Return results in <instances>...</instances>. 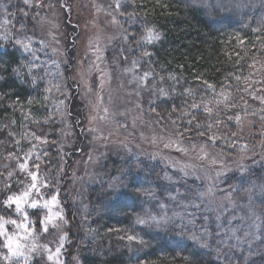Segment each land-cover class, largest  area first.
Here are the masks:
<instances>
[{"label": "trees", "instance_id": "obj_1", "mask_svg": "<svg viewBox=\"0 0 264 264\" xmlns=\"http://www.w3.org/2000/svg\"><path fill=\"white\" fill-rule=\"evenodd\" d=\"M221 3L224 7L217 8ZM13 5L17 13L10 15L13 13L11 7L12 12L6 14L16 30H19L21 19H29L31 27L36 29L39 16L36 20L32 16L40 14V8L38 11L35 7ZM121 5L119 12L125 13L121 16L122 25L136 32L132 40L144 35L146 26L154 27L161 36L148 47L151 53L148 66L168 95L155 103L153 110L172 116L181 133L190 139L212 147L207 137L216 133L222 137L216 148L225 149L233 142V150L228 152L240 149L232 133L238 131L241 122L249 118L264 125V104L252 95L264 96V45L256 39L264 37V0H135V4L125 0ZM20 9L27 11L28 17H24ZM35 32L25 35L31 38L35 55L39 58L47 50L46 61L52 62L50 49H45L47 42L34 41ZM16 33L14 40L25 38L18 31ZM237 36L245 41L243 46ZM14 40H0V77H3L0 79V188L7 181L13 186L11 191L19 193L22 183L17 181L22 182L27 177L18 174L15 175L17 179L8 178L16 162L9 158V153L24 158L33 144L31 133L46 138L51 144L47 155L41 154L44 174L52 179L58 173L61 156L55 140L59 139L62 110L55 108L50 99L44 100V96L50 94L44 88L49 80L53 84L67 80L65 75L54 77V71L47 70L41 59L34 61L37 68L33 73L43 77L37 81V86L25 77L27 68L21 69L17 77L13 70L19 63L31 61L32 54L13 47ZM6 53L13 54L16 63ZM237 53L243 57L239 63H236ZM237 76L241 77L239 81L235 79ZM202 80L215 85V89H208ZM185 89H193V94L188 95ZM54 90L52 98H56ZM221 93L229 96L227 107L225 103H216L224 99ZM76 100L79 101L77 96ZM193 102L201 107L191 108ZM205 106L212 108L211 115L204 111ZM182 112L189 115H182ZM229 116L233 119L229 120ZM236 116L240 117L239 121ZM216 120L222 123L217 125ZM209 123L212 124L211 132L207 131ZM199 131H204L205 135L199 136ZM259 138L264 139V134ZM106 163L107 180L101 178L87 185L78 191L75 200L64 199L67 239L61 258L63 264H264V194L258 189L248 192L247 183L241 188V172H226L222 175V183L232 192L239 214L243 212L242 216L250 219L248 212L252 211L259 218L257 231L245 218L217 215L196 195L192 186L184 188L179 184L180 194L175 193L173 177L166 174L165 179V169L158 162L144 158H114ZM248 169L246 175L251 181L257 185L264 183L260 179L264 177V162ZM51 185H54L53 180ZM8 194L0 192V200ZM3 207L0 205V215L11 218V209ZM149 212L173 217L161 227L135 223L138 217L145 219ZM233 232L240 237L239 246L232 238ZM129 235L142 238L144 243L130 242ZM2 243L0 238V245Z\"/></svg>", "mask_w": 264, "mask_h": 264}, {"label": "rangeland", "instance_id": "obj_2", "mask_svg": "<svg viewBox=\"0 0 264 264\" xmlns=\"http://www.w3.org/2000/svg\"><path fill=\"white\" fill-rule=\"evenodd\" d=\"M124 1L121 0V4ZM43 3L45 6L40 8L36 29L31 27L32 21L21 19L20 22H24L26 28L23 32L20 26L16 30L9 17L8 26H0L2 31L7 28L13 32L18 31L21 36H30L36 31L34 41L47 42L45 49H50L52 62L46 61L47 50L39 59L45 63L47 70L54 71V77L57 74L62 77L65 75L67 80L59 84L60 94H57L56 89L53 91L56 98H52L51 93L48 95L55 108L62 110L59 139L55 140L61 158L58 173L52 179L47 178L50 183L53 180L54 185L42 189V193L50 198L49 194L58 189L60 207L65 215V198L75 200L79 190L97 183L101 178L108 179L109 175L105 172L107 161L114 158H144L163 166L165 179L166 174L173 177L171 182L174 189L180 184L184 188L192 186L197 196L198 193H207L203 200L217 215L245 218L255 230L259 218L252 211L248 212L250 219L242 216L243 212L239 214L232 192L222 183V175L229 171L241 172L240 165L249 168L264 162V139L259 138L263 137L264 133L261 132L264 131V125L249 118L241 122L233 137L237 148H241L231 153L228 151L233 150V147L228 145L225 149L210 147L184 134L179 136L181 130L177 121L172 116L153 110L154 104L164 98L158 92L164 86L148 66L150 57L143 55L150 44L138 46L136 42L140 36L132 40L136 32L132 33L122 25L121 15L112 0H43ZM13 4L23 5V0H0V25L5 16L12 12L11 7L13 13H17ZM8 6L6 14L4 9ZM113 17L117 22H113ZM32 47L34 50L33 44ZM41 48L44 50V47ZM133 60L138 61L136 66H133ZM145 72L149 73L147 84L141 86L139 77ZM76 96L79 101H75ZM169 140L172 141L171 147L166 148L164 145ZM34 141L37 147L33 159L36 153L43 154L51 146L50 143ZM176 141H179L180 148L187 151H178ZM202 145H207V156L203 158ZM244 146L247 150L241 151ZM14 171L15 175L26 176V173L18 169ZM45 171L41 164V174ZM15 175L12 177L17 179ZM21 183L20 191L27 185L28 178ZM209 188L211 193H208ZM174 192L180 194V189ZM241 206L244 208L242 203ZM11 211V218L21 219L14 209ZM33 211L28 209L29 215ZM40 215H44L43 210H40ZM164 215L169 220L173 217L167 213ZM149 216L159 217L160 214L149 212L145 219ZM32 217L37 220L34 214L30 215L33 220ZM7 227L10 231L16 230L12 225ZM59 235L57 230L50 229V234L42 235L39 243L55 249ZM5 252L6 249H0V254ZM44 259L42 255L34 254L30 264H43ZM0 264L7 262L0 258Z\"/></svg>", "mask_w": 264, "mask_h": 264}, {"label": "snow or ice", "instance_id": "obj_3", "mask_svg": "<svg viewBox=\"0 0 264 264\" xmlns=\"http://www.w3.org/2000/svg\"><path fill=\"white\" fill-rule=\"evenodd\" d=\"M113 5L115 6L116 10L121 9V0H112ZM130 3L135 4V0H130ZM23 5L27 6L28 8H41L44 7L43 0H23ZM51 6V5H49ZM239 6V5H237ZM111 7V5H110ZM217 8H222L224 5L217 4ZM7 13V8L4 9ZM22 15L24 17H28L29 13L27 11H24V9H20ZM119 14L121 16L125 15L123 11H120ZM10 15H15L14 13H11ZM39 16V12L35 13V15L32 16L33 20H36ZM129 17L131 19L132 14L129 13ZM113 22H117L116 18L113 17ZM10 23V20L7 16L2 21V25H8ZM26 28V24L21 22L20 23V31L23 32ZM254 31H258V29H254ZM18 34L16 32H13L7 28L4 29L3 34L0 35V40L4 41H10L12 40L13 36H17ZM161 38L160 33L154 28V27H148L146 26L144 29V35L141 36L140 40H138L136 43L137 45L141 44H152L157 41H159ZM127 39V37H125ZM238 42L241 46L245 44V41L243 39H240L239 36H237ZM256 39L261 42L262 45H264V37L257 36ZM43 43V41H41ZM13 47H17L18 50H23L24 52H30L32 54V60L28 61L27 63H19L17 65V68L13 71L17 75V77H20L21 69L27 68L28 71L25 73L26 78H30V81L32 85L35 87L37 86V81L42 80L43 77L39 76L38 74L33 73V69L37 68V65L34 63V61L38 60L39 58L35 55V51L32 47V40L30 37L25 36L24 39L16 38L14 41H12ZM53 51H56L53 49ZM6 55H10L12 57V62L16 63V59L13 54L6 53ZM144 56H151V53L148 51L143 52ZM237 61L236 63H239L240 59H243L237 53ZM133 66H136L138 64L137 60L132 61ZM6 70V69H5ZM131 71V69H128ZM149 73L145 72L143 76L139 77V81L141 83V86H144L147 84L146 77H148ZM0 79H3V77H0ZM237 81L241 79V77L237 76L235 77ZM202 83L208 88V89H215V85L208 83L207 80H202ZM47 85L44 88V91L46 93H51L52 89L55 88L56 91H61V86L59 84H53L51 80L47 81ZM264 91V89H262ZM158 92L161 96H167L168 93L163 89L159 88ZM185 93L188 95L193 94V89H185ZM221 95H224L221 93ZM254 99H259L262 104H264V96H255L253 93ZM2 98V97H0ZM49 99L48 96H44V100L47 101ZM229 100V96L224 95V99L222 101H217V104L225 103V106L227 107V101ZM29 103H32V100H29ZM63 103V102H61ZM193 109H199L201 107L200 104L193 102L190 105ZM107 111V109H105ZM173 112L176 111V108L173 107ZM204 111L207 112L209 115L212 114V108L205 106ZM182 115H189L187 112H182ZM195 117H193L194 119ZM229 120H232L233 117L229 116ZM235 119L237 121L240 120L239 116H236ZM173 124H175V121H172ZM189 124L192 123V120L188 121ZM215 123L218 125L222 123L220 120H216ZM196 127L199 129L201 125L198 123ZM212 124L209 123L207 125V131L211 132ZM95 131V129H92ZM199 136H204V131H199L197 133ZM11 135V133H10ZM179 136H183V133H178ZM236 133H232V136H235ZM31 136L34 140L40 141L42 144H47V139L42 138L41 136L37 135L35 132L31 133ZM222 137L218 136L216 133H211L208 135L207 139L211 142V146L215 147L217 142ZM17 145H19V141L16 142ZM177 143V150L181 152H186L187 149L180 148L179 147V141H176ZM172 141L169 140V143H166L164 146L166 148L171 147ZM229 147H232L233 144L229 142ZM37 145L33 144L32 148L29 149L28 152L25 153L24 158L21 159L18 157L15 153H9V158L14 159L17 161L15 165V169H18L20 172L26 173V176L28 178V183L24 187L22 191L19 193L15 191H11L12 185L7 183L5 181L3 188H0V192L10 193L5 196V198L0 201V204H2L5 208L14 209L15 213L21 217V219H13L6 217L4 215H0V238H2L3 243L0 245V247H3L6 249V252L3 254H0V258H2L4 261L7 262V264H12L13 261H16L17 264L19 262H23V264H30V261L34 254H40L45 259L43 261V264H63L62 260L60 259L62 254V248L64 246V242L67 239V233L63 231V225L67 223V220L65 218L63 209L60 207V199H59V190L57 189L54 193H50V198H47L45 194L42 193V189L44 188H51L52 185L47 179V174L42 175L41 174V154L36 153L35 159H33V154L35 152ZM207 145L201 146V153L202 158L207 156V153L205 151V148ZM247 148L244 146L241 151H246ZM44 156L47 155V153H43ZM215 163V161H213ZM8 165H5V168H7ZM240 171H241V188L244 187V184H248L249 188L247 189L248 192H252L254 190H259L261 194H264V183H261L257 185L254 181H251L250 177H248L246 174L249 172V169L244 166L240 165ZM15 171H9L7 176L10 179L13 175H15ZM187 174V173H185ZM261 180H264V177H260ZM17 183H21L20 181H17ZM110 187H114V185H110ZM211 188L208 189V193H211ZM198 195L203 198L207 193H198ZM251 198V197H249ZM28 209L36 210L33 214L37 217L36 221H33L30 218ZM55 209V210H54ZM40 210L44 211V215L41 217ZM169 222V218L164 215L161 217L157 216H149L148 219L140 218L138 217L135 221L137 224L141 225H148L151 223V225H154L156 227H161L162 225H166ZM7 225H12L16 229L15 231H10L7 227ZM39 229V231H38ZM50 229L57 230L60 235L58 237V243L55 249L49 247L48 244H40L39 240L42 235L44 234H50ZM233 239L237 241V246L241 243L240 237L235 235V232H233ZM127 239L131 241H137L141 244L144 243L142 238H139L135 235H129ZM195 239V237H193ZM206 246V245H204Z\"/></svg>", "mask_w": 264, "mask_h": 264}]
</instances>
